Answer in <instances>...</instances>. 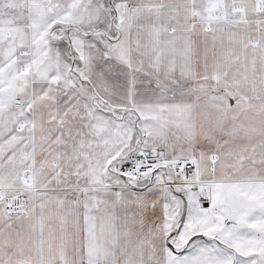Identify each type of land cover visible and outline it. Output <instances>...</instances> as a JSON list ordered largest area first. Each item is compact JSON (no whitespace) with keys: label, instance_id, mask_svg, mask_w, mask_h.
<instances>
[{"label":"snow or ice","instance_id":"obj_1","mask_svg":"<svg viewBox=\"0 0 264 264\" xmlns=\"http://www.w3.org/2000/svg\"><path fill=\"white\" fill-rule=\"evenodd\" d=\"M0 264H264V0H0Z\"/></svg>","mask_w":264,"mask_h":264}]
</instances>
